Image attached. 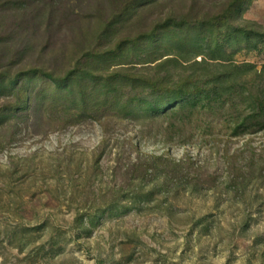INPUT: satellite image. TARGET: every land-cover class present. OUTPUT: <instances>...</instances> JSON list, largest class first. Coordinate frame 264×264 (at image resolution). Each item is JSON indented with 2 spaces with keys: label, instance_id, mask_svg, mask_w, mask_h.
Listing matches in <instances>:
<instances>
[{
  "label": "rangeland",
  "instance_id": "obj_1",
  "mask_svg": "<svg viewBox=\"0 0 264 264\" xmlns=\"http://www.w3.org/2000/svg\"><path fill=\"white\" fill-rule=\"evenodd\" d=\"M227 1H147L116 37L151 30L172 11L190 14L193 25L211 19L227 59L249 66L248 83H229L239 95L232 92L226 105L200 117L202 126L214 122L211 134L200 128L187 140L170 139L137 121L96 120V113L113 115V106L90 107L81 122H73L75 111L66 113L77 107L43 114L39 101L4 116L16 100L0 89V264H264V129L233 136L225 121L256 114L264 100V0H251L238 21L218 26ZM134 2L0 0V72L11 66L36 68L43 78L66 74L83 53L96 51L106 24ZM149 51L136 46L137 61ZM149 154L190 158L203 177L197 191L179 183L132 198L140 184L122 174L124 166ZM239 174L248 180L242 193L231 180Z\"/></svg>",
  "mask_w": 264,
  "mask_h": 264
},
{
  "label": "trees",
  "instance_id": "obj_2",
  "mask_svg": "<svg viewBox=\"0 0 264 264\" xmlns=\"http://www.w3.org/2000/svg\"><path fill=\"white\" fill-rule=\"evenodd\" d=\"M147 1L156 0H138L116 13L99 34L96 51L83 53L76 59L77 64L64 75L54 77L51 74L43 78L34 70L36 68L15 70L6 66L0 72V89H6V97L15 94L16 101L4 109V116L12 110H26L39 101L43 114L46 110L58 113L62 112V107H77L70 108L66 113L75 111V119L71 115L73 122H81L82 113L88 112L90 107L93 110L95 106H113V115L96 113V120L103 122L113 119L115 124L117 119L137 121L142 130L156 126L159 131L170 133V139L181 136L187 140L200 128L211 134L214 122L202 126L200 117L211 116L217 105H226V98L234 90L229 87L230 82L235 87L238 82H249L245 79L247 71L244 70L245 67L249 70V66L238 65L227 59L225 45L223 41H217L211 19L199 22L201 27H198L193 25L188 13L178 16L172 11L151 30L138 35H122V39L117 40L120 28L138 10L137 6L144 2L147 4ZM250 2L228 0L222 12L216 16L218 21L215 24L222 26L223 21H238L243 8ZM229 37L234 41V35ZM112 38L115 43L113 49L110 48ZM224 41L229 42V38L225 37ZM136 46L150 50L139 62L134 55ZM199 56L203 57L198 60ZM142 63L148 65H136ZM42 84L46 87L43 86L41 91L38 86ZM234 92L239 95L238 91ZM61 99L69 104L59 103ZM260 104L259 112L254 115L226 117L225 121L231 124L233 136L264 129V100ZM221 123L222 119L219 125L224 127ZM189 130L192 133L187 134ZM116 162L123 167L120 158ZM193 163L190 158L176 161L165 155L149 154L129 161L122 174L129 181L136 180L140 184L131 191L132 198L149 196L155 191V186H170L173 189L179 183L185 184L194 193L201 184L199 179L203 180V177L200 167L198 170L193 169ZM247 164L254 171L255 163L250 161ZM117 167V170L121 169ZM147 180H150L151 185L146 184ZM231 180L237 191H245L248 180L242 174L236 178L233 176ZM119 188L124 191L120 183Z\"/></svg>",
  "mask_w": 264,
  "mask_h": 264
}]
</instances>
